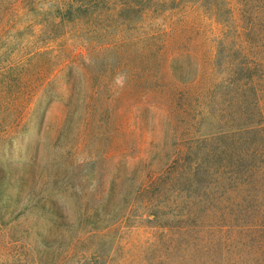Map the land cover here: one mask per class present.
Segmentation results:
<instances>
[{"label": "rangeland", "instance_id": "obj_1", "mask_svg": "<svg viewBox=\"0 0 264 264\" xmlns=\"http://www.w3.org/2000/svg\"><path fill=\"white\" fill-rule=\"evenodd\" d=\"M71 1L0 0V148L35 203L0 219V264H34L42 235L71 264H264V170L245 180L220 132L251 121L226 90L264 76V0H164L152 28L124 17L120 46L66 28ZM6 59L25 66L15 81ZM76 91L89 113L62 137ZM108 188L113 224L94 230Z\"/></svg>", "mask_w": 264, "mask_h": 264}, {"label": "trees", "instance_id": "obj_2", "mask_svg": "<svg viewBox=\"0 0 264 264\" xmlns=\"http://www.w3.org/2000/svg\"><path fill=\"white\" fill-rule=\"evenodd\" d=\"M161 1L164 2V0H72L66 6L65 11H60L58 17L62 21L61 23H64L65 21L63 20L67 18L65 26L66 28H70V30H75L90 37L93 34L100 38L104 37L103 40L106 41L107 46H120L128 42L119 33V29L127 25L124 22V17L126 19L127 17L134 18L136 27L141 30L146 29L148 26V28H152L154 21H151L149 24L148 22L145 23V16H154L159 11L157 7ZM170 8L174 10L176 7ZM170 8L167 10H170ZM154 18L159 19L161 17L155 15ZM161 32L168 33L167 29H163ZM132 39L129 38V41ZM139 39L142 41L141 35ZM164 50L162 49V52ZM19 63V59L8 61V71L11 72L10 75H12L13 81L16 80L17 75L21 76L25 70V66ZM241 66L243 67L242 69H249L245 65ZM182 78L185 79L186 77ZM262 78L264 76L242 72L231 80L230 86L226 90L227 98H229L231 104L234 103L235 110L238 111L237 113L241 118L247 117L251 121H243L235 124L233 129H222L220 131L221 135L227 137L226 141L228 140L227 142L231 143L234 155L238 149L246 151L243 159L248 160V164L245 169L240 170V173L245 174V180H250L252 183L258 181L255 178L256 173L264 170V116L260 98V92L262 91L260 79ZM235 101H240V106ZM65 104L67 107L66 115L59 128V134L62 137H69L75 130L77 121L89 113L90 106L85 99L78 97V94L75 98L72 97V94L67 95ZM234 118L236 119L235 116ZM226 149V147L222 148V152L226 153ZM10 151L11 146L0 148V160L4 161L2 166H5L2 169L0 167V219H3L5 214H13L18 208L25 210L35 205L32 199L26 200V197L22 193L23 177L18 178L19 183H14L11 174L7 173L9 172L8 169H5L10 158ZM248 176L250 179L247 178ZM104 194L106 195V199H103L96 205L94 214L90 217V224L94 230L109 229L113 224L110 223L109 219L105 221V218L101 217L98 211L100 208L107 207L111 194L110 188ZM54 210L55 214L51 217L50 221L59 225L63 222V215H61L58 209ZM41 237L44 249L41 251V254L38 253L33 257L34 264H71L69 262L71 260L69 253L60 257V246L59 244L57 245V237H48L46 235H42Z\"/></svg>", "mask_w": 264, "mask_h": 264}]
</instances>
